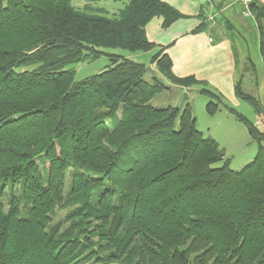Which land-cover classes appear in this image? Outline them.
Returning a JSON list of instances; mask_svg holds the SVG:
<instances>
[{"label":"trees","instance_id":"trees-1","mask_svg":"<svg viewBox=\"0 0 264 264\" xmlns=\"http://www.w3.org/2000/svg\"><path fill=\"white\" fill-rule=\"evenodd\" d=\"M84 1L0 0V264H264V133L237 114L258 150L230 169L189 106L154 107L169 88L116 53L150 50L149 20L182 16L159 0H110L125 1L111 17ZM101 55L104 70L74 80L71 65ZM156 59L169 83L200 85Z\"/></svg>","mask_w":264,"mask_h":264},{"label":"crops","instance_id":"crops-1","mask_svg":"<svg viewBox=\"0 0 264 264\" xmlns=\"http://www.w3.org/2000/svg\"><path fill=\"white\" fill-rule=\"evenodd\" d=\"M159 1L166 3L182 17L167 27H163L162 17L151 18L144 31L152 48L126 57H136L134 59L137 63L145 65L152 74L156 72L152 81L156 79L163 83L164 77L156 65L159 58H153L167 56L174 77H193L202 86L201 92L205 90L213 93L236 106L241 100L235 94V86L238 84L242 93L253 97L264 113V59L259 51L260 41L264 44V16L260 19V34L254 14L252 18L245 17L240 5L234 0ZM124 4L125 1L119 7L111 8L116 12ZM253 4L264 11V0H254ZM248 34L252 40V49L246 43ZM137 58L149 62H138ZM170 84L164 85L171 90L189 89ZM259 119L261 127V116Z\"/></svg>","mask_w":264,"mask_h":264},{"label":"rangeland","instance_id":"rangeland-1","mask_svg":"<svg viewBox=\"0 0 264 264\" xmlns=\"http://www.w3.org/2000/svg\"><path fill=\"white\" fill-rule=\"evenodd\" d=\"M75 7L81 8L84 4V0H71ZM120 6V2H113L110 0H101L100 2L94 3L93 7L104 9L107 16L111 17L113 9L111 7ZM249 21V20H248ZM254 23L253 20H250ZM240 33H242L240 31ZM249 35V34H248ZM248 48L252 49V40L246 38ZM118 54L127 55L126 52L116 50ZM105 53L113 54L115 51L106 50ZM142 53V52H139ZM129 55V54H128ZM131 60H136V57H126ZM255 57H251L254 59ZM138 62H149L142 58H137ZM137 62V61H135ZM109 59L106 55H101L98 59L90 62H82L73 64L70 68L74 71V80L81 81L85 78L98 74L109 65ZM154 74V75H153ZM147 71L144 79L153 83L152 76L156 75V72ZM162 78V76H159ZM163 83L169 84L164 78ZM175 85V84H174ZM202 86L195 85L182 91L181 88L177 90H164L158 94L151 102L154 107H176L182 109L186 104H189V108L192 116L195 119L196 129L202 133L204 138H210L216 142L219 148L224 153V161H228L229 168L238 171L243 168L246 164L250 163L255 157L258 150L257 141L253 140L248 132L247 127L243 121L238 119L237 114L243 117L250 125L260 133H264V113H258L249 101L240 100L239 105H233L226 99L201 92ZM219 101H221L219 103ZM213 103L216 107L213 113L207 111V105ZM233 110V112L231 111ZM259 116H261V122L263 126L259 127ZM263 129V131H261ZM264 146V143H260ZM220 164L215 165L219 167ZM64 211L58 213L62 216Z\"/></svg>","mask_w":264,"mask_h":264},{"label":"built area","instance_id":"built-area-1","mask_svg":"<svg viewBox=\"0 0 264 264\" xmlns=\"http://www.w3.org/2000/svg\"><path fill=\"white\" fill-rule=\"evenodd\" d=\"M234 1L240 5L241 10H242V14L245 17H250V18L253 17L251 7L254 3V0H234Z\"/></svg>","mask_w":264,"mask_h":264}]
</instances>
